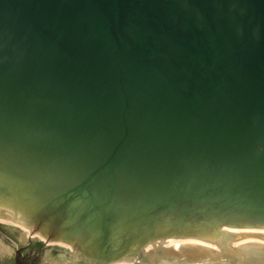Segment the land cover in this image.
<instances>
[{
  "label": "water",
  "instance_id": "95a60500",
  "mask_svg": "<svg viewBox=\"0 0 264 264\" xmlns=\"http://www.w3.org/2000/svg\"><path fill=\"white\" fill-rule=\"evenodd\" d=\"M0 208L52 264H264L230 228L264 220V0H0Z\"/></svg>",
  "mask_w": 264,
  "mask_h": 264
},
{
  "label": "bare ground",
  "instance_id": "6f19581e",
  "mask_svg": "<svg viewBox=\"0 0 264 264\" xmlns=\"http://www.w3.org/2000/svg\"><path fill=\"white\" fill-rule=\"evenodd\" d=\"M180 219L181 218H179L178 222H180ZM9 221L5 220L6 224H10ZM11 223L12 224L9 226H11L14 231H18L21 235L24 234L26 236H29L31 240H33V239H43L44 241L46 240V246H48V247L55 248L63 242L62 237H58V238L51 237L50 239L47 240L48 234H44L38 228L29 226V225L21 223L19 221L11 219ZM246 224H249V225L240 226V225H243L242 222H230V228L238 227L241 234H262L261 227H264V220L255 219L253 223H246ZM189 225L190 224H186V229ZM203 227H204V225H202L200 223L197 224V226L192 224V228H193L192 232H197V231L201 230ZM172 232L173 231H171L170 234ZM183 233L188 234L190 232H188V230H186V233L185 232H183ZM170 237H172V236H170Z\"/></svg>",
  "mask_w": 264,
  "mask_h": 264
},
{
  "label": "flooded vegetation",
  "instance_id": "af4514ba",
  "mask_svg": "<svg viewBox=\"0 0 264 264\" xmlns=\"http://www.w3.org/2000/svg\"><path fill=\"white\" fill-rule=\"evenodd\" d=\"M11 239L15 246L0 256V264H52L51 255H46L41 244L29 241L23 245L14 237Z\"/></svg>",
  "mask_w": 264,
  "mask_h": 264
},
{
  "label": "rangeland",
  "instance_id": "374dc122",
  "mask_svg": "<svg viewBox=\"0 0 264 264\" xmlns=\"http://www.w3.org/2000/svg\"><path fill=\"white\" fill-rule=\"evenodd\" d=\"M5 220L9 221V220H11V218L4 217V218L0 219V256L15 246V243H12V241H11L12 240L11 237L12 238L14 237V239H17L18 241H20L22 243H24L28 239H30L29 236H26L24 234L20 237L18 232L14 233L12 231H9L7 227L9 225H11L12 223H11V221H9L10 224H6ZM67 264H83V263H81L77 260H74V261H68ZM90 264H96L95 260L90 259Z\"/></svg>",
  "mask_w": 264,
  "mask_h": 264
}]
</instances>
